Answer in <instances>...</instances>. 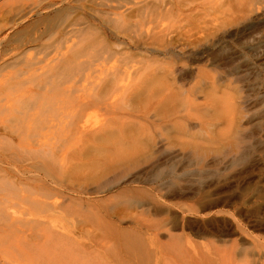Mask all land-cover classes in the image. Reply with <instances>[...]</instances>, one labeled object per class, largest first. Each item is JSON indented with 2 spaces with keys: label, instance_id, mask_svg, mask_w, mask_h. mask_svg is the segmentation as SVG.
I'll return each mask as SVG.
<instances>
[{
  "label": "rangeland",
  "instance_id": "obj_1",
  "mask_svg": "<svg viewBox=\"0 0 264 264\" xmlns=\"http://www.w3.org/2000/svg\"><path fill=\"white\" fill-rule=\"evenodd\" d=\"M184 1L185 0H173L174 3L176 2L175 5H178L177 8L180 7L181 10L183 9L181 18L179 15L180 13H176L177 11L173 14L176 20L177 17H179L180 21L169 18L171 15L169 14L166 15L168 17H165L167 20H163L164 18L160 19V21H166L164 23L153 22L151 25H148L150 22H146V25L142 23L138 26L140 28L145 27L144 30H142V28L140 30H142L141 32L145 34L146 37H148L149 34L147 26H150L151 35L160 29L165 30L167 34H169L168 32L170 31V34L173 36H178V32H180L179 30L181 29V31H190L191 34L192 32L194 34L196 32L195 35L198 36L194 38H197L195 43L196 45L197 43L198 45L201 44L203 48L201 45L194 47L193 44L195 43L187 45L179 41L180 45L178 44V49L175 50V53L176 56L184 58L183 61H180V63L178 62V64H176L177 66L173 68L177 78L184 70L189 69L196 70V72L199 69H206L207 71H211L212 74L217 73V76H215L216 78L202 77L198 79V77H196L193 81L179 82L186 87L184 88L185 90H190V88L194 87L197 81H199V84L191 90L194 92V96L191 100L193 106L187 104V106H189L187 107L184 105L185 109L191 111L195 109L194 107L205 104V102L215 109L213 117H210V119L206 117L205 120L208 123L210 122L211 126H207L206 131L202 135H198L196 139L188 137L182 140H186L190 144H196L204 150L206 149L205 153L208 155V158L207 160L205 159V161L207 165L204 168V173L201 171V176L204 175V181L200 185L198 184L200 177L192 176L190 178L192 182L189 183V181H187L182 183L181 188L188 189L193 185L194 193L188 192L187 195L175 194L165 198L167 204L175 206L173 210L175 213L177 212V215H175L178 216V218L184 219H179L180 223L183 221L181 226H184V229H182L180 225L174 228L172 223L168 225H158L157 223L159 220L167 221L172 218L167 216L166 213L152 215L146 208L127 212V218H124L125 220L123 219V222L118 221L117 218H109V214L103 213L102 215H105V220L107 222L116 225L117 228L126 231L138 230L142 233H146L147 237H145L148 239H146L147 244L152 242L148 248L153 245L151 246V251H153L152 264H197L199 260L197 258L201 257L199 253L200 255L204 254L201 249L212 257L213 264H264V0H246V2L244 1V5H237L236 3L233 8L235 13L231 11L232 6L228 4L229 0H222L224 3L227 2V7L224 6L227 9L222 7L214 14L210 9H213L212 7L215 8V3L218 4L221 0H191L188 4ZM179 3H182V5ZM108 4L106 0H0V82L8 78V80L15 78L13 74L16 75L19 68L20 71L22 70L21 67L25 64L24 62L27 58H33L44 62L45 60L50 61L51 59L58 58L64 53H69V56L73 55L76 50L72 51V45L79 46L81 38L77 36L78 34L72 35L74 36V42L70 43L64 42L61 39L65 37L66 33L72 32L75 21H78V19L81 20L83 17L84 20L88 18V21L93 23L94 28L99 26L97 28L98 31L101 28L102 31H100L107 35L106 38L110 40H108L110 43L113 41L112 43L115 45L111 43V48L117 49L116 46L120 45L121 48L119 50H129L128 53L134 52L133 54H135V52L136 54L143 52L144 54L146 52L145 48L147 47L144 46L142 47L144 49H138L133 41L145 38V35H143L144 37L140 36L142 33L140 34L138 26V28L136 27V32L139 35L135 32L134 27L130 28L131 31L126 29L127 31L125 30L123 32L127 34L129 38L122 33L123 35L121 34L117 39L118 34L116 31H113L116 33V35H114L112 30L110 31L111 28L108 30V26L110 25H107V21L109 22L108 19L111 17L109 14L114 13L110 7H105L108 6ZM250 6H253L252 12H249L251 9ZM223 8L227 10V12H224L225 10ZM228 9H231L230 12ZM108 11L112 12L108 14ZM176 14L179 16H176ZM113 16L114 15H112V17ZM93 17L95 18L94 20ZM105 17H109L106 18L107 21H105ZM203 21L205 22L202 24ZM72 22L73 27L70 26ZM195 24L197 26H195ZM95 25L97 27H95ZM126 27L129 28V26ZM155 27H157L156 29L158 30H156ZM198 27H200V30H197ZM151 30L155 32L152 34ZM134 33L135 35L137 34L138 37H134ZM104 34L103 38H105ZM109 35L113 39L109 37ZM89 38L93 41L96 35L90 33ZM108 41L106 44H110ZM104 45L105 44L94 43V46L88 51L83 52L80 61L75 64L74 68L58 81L59 83L50 96L43 100H36L23 111L28 117L36 116L39 119H48L52 121V123H59V125L61 123L60 126H57L53 130L54 132L51 133L53 135H50V137H56L61 133V130L58 132V129H63V126L71 120L69 116L76 115L79 112H82L80 124L84 125V123H86L90 126V129L103 128V126L112 127L114 125L115 115L117 117H122V115L125 114L126 116L132 114L136 117H142L145 112H147V119L151 121L153 110L147 109L143 105H138V103L133 104L132 107L134 111L128 110L125 102H120V105L123 104V106L118 105L120 111L104 109V106L98 108L94 106L95 100L93 99L95 98L92 94L93 90L91 91V86H94V84L90 86L89 84L91 82L89 83V81L96 80L99 81V83H103L111 78L107 76V74L115 72V69H125L126 67L125 70L128 71L127 69L130 70L131 68V63L127 66L128 64H125L126 62L120 55L126 51L119 52L118 50V55L115 57L112 53L106 52ZM78 49L79 48H77V50ZM112 51L114 52L115 50L112 49ZM147 55L149 56V54ZM152 55L155 56L156 54L153 53ZM162 56L163 55H161V57ZM134 63H132L131 66L134 65ZM142 69L151 70L148 65L140 63L135 64V68L132 69L135 73V76L132 75V77H134L131 79L132 83L135 84L137 82L135 80L137 79L135 78L136 73ZM40 74L41 71L36 73L29 72L22 75L20 78L13 79L12 89L0 94V103L3 105L6 100H18V97L26 94L31 88L34 91L33 85L37 83ZM86 81H88V83ZM126 82L125 84H128L129 81ZM192 82H194L195 85ZM84 85L86 86L85 88H87L86 90L83 87ZM68 87L79 88V91L84 89L85 92L79 93L78 91L77 95H81V97L78 98L77 102L73 103L72 99L69 98L68 94L64 91L65 88ZM200 89H203V91L200 92ZM38 90L39 89H37V91ZM88 93L93 97L87 96ZM121 95L119 93L118 97L114 96L117 103H119L117 98H120ZM83 96H85V98ZM79 99L81 101L86 99V104H90L87 110L85 109L86 111L83 109L80 110L84 101L81 102ZM112 101H114V99ZM78 102L82 105L79 104V106H81L80 108L77 107ZM9 118V113L0 109L1 134L3 133L2 129L5 128H2V125L4 126L3 123ZM30 127L31 131L34 132L36 131L37 125H30ZM196 130H198V128ZM14 134H12V137L15 139V142H18V136ZM143 135L147 136L148 133H143ZM164 144L165 143L160 144L161 146L156 152V155H159L160 150L164 151ZM2 147L3 145H0V175H3L1 172L4 171L12 178L11 180L26 182L29 187L38 186L39 184L34 182L35 175H37L34 173L36 170L34 166L36 167L37 162L16 149L8 151L4 150ZM178 148L179 147L170 152L182 156ZM33 164L35 165L32 167ZM41 174L44 176L45 173L43 172ZM203 177L201 178L203 179ZM74 179V186L77 187L81 180L80 174L74 176ZM183 184L185 186H183ZM199 189L204 191L203 196H205L206 193L209 196V198H207L208 196L206 195L205 202L204 199H202L203 197L199 199V197L195 195L196 191ZM59 198L60 203L70 201L68 200L69 196L67 192H63V195L59 196ZM75 198L80 199L81 197L75 196ZM86 199V197H83V200ZM199 200L206 204L202 203L201 207V205L198 204ZM208 200L209 202L211 201V203H208ZM17 201L18 200L15 202L17 203ZM78 206L81 209L79 204ZM25 208L26 210H24ZM28 208L29 206L25 204L22 207L16 208V217L21 218L18 220H22V217H24L23 219H30L33 217L32 214H26ZM73 216L67 217V219H71V221L66 218L65 220L62 219L63 221L59 220V224L57 225H59V227H64V232H67L69 236L73 238L72 242H77L74 243L76 246L73 245L75 248H72L73 246L71 247L70 245L71 242H67V239L63 242L60 241L61 243H59L63 248L59 249L56 245L55 247L58 253L54 251L55 254L61 253L62 251L60 250H65V248L71 251L75 249L78 254H75L76 252L73 251L74 254L71 252L73 256L68 254L65 256V259L69 258V260L72 259L70 261H73V258H75L74 255H77V261L80 258L85 260L82 261L80 259V262L76 261L73 264H91L92 262V264H130L128 258H124L125 254H121L123 250L113 236L109 234L104 236L103 234L105 231L102 227L100 228L95 224L83 221L81 214ZM111 217H116V215L111 214ZM40 218L43 222L48 220L46 215H42ZM69 221L72 224L69 223ZM34 225L35 223L28 232V234L31 232L30 234L33 237L39 234L38 231L42 234L44 228L41 226L42 229L38 227V229H36V225L39 227L40 225ZM44 230L47 231L46 228H44ZM43 232L46 234L45 231ZM40 234L37 236H40ZM184 234L189 236V240H186L187 242H185L184 239V242L179 239V242H177L178 244H176L174 239H170V235L181 238ZM3 236L4 235L1 234L0 237L2 238H0V243L3 244V242L7 241L9 245L7 246H11L10 248H12L16 240L10 245L8 243L10 240H3ZM212 242L215 243L214 251H210L208 248L209 251L207 250V253L206 246H209L208 244ZM64 243H69V246H67L69 248H67V244L65 245ZM2 244L0 252L2 253L3 251V253L6 254V259L4 258L5 255L0 253L2 255H0L1 264H38V260H42L34 256V251L31 253L34 255H31L29 252V258H31L29 262L25 259L28 255H24V258L21 256V258L11 257L10 255H14V252L10 255L9 253L11 250H15L16 245L14 244L15 247L13 246L14 250L6 248V252H4ZM167 244H169L170 247ZM172 244L178 248L174 246L171 247ZM198 244H200V246H197ZM166 246L169 247V249L171 248V250L169 251ZM110 247L113 248L107 250ZM114 247H116L115 250ZM7 249L8 251L10 249V252H7ZM120 249L121 251H119ZM113 250L118 251L117 254L119 256H117L115 254L116 252ZM61 254L57 256L60 257ZM88 260H91V263Z\"/></svg>",
  "mask_w": 264,
  "mask_h": 264
},
{
  "label": "bare ground",
  "instance_id": "obj_2",
  "mask_svg": "<svg viewBox=\"0 0 264 264\" xmlns=\"http://www.w3.org/2000/svg\"><path fill=\"white\" fill-rule=\"evenodd\" d=\"M106 1H108L109 4L105 7H110L114 13L109 14V12L112 11H108L107 13L111 17H105V21H107L106 18H109V22L107 21V25H110L108 26V30L111 28L110 31L112 30L114 35L117 33V39L126 29L131 31L130 28L134 27L136 32V29L139 27L138 25L142 23L146 25V22H150L148 25H151L153 22H163V20H167L165 17H168L166 15L169 14H171L169 18L175 21H180L179 17H177L176 20V17L173 14L177 11L176 13H180L179 15L181 18V13L183 10H181L180 7L177 8L178 5L176 6V2L174 3L173 0ZM244 1L246 2V0H229L228 4L232 6V8L230 7L232 10L228 9L229 12L230 10L234 12L233 8L235 7L234 5H236V3L237 5H244ZM184 2L188 4L191 2V0H185ZM182 3L179 4L182 5ZM215 4V8L212 7L213 9H210L212 10L213 14L222 7H227L228 5L227 2L224 3L222 0L220 3ZM252 7L253 6H250L251 11L249 10V12H252ZM224 12H227V10ZM112 15L114 16L112 17ZM179 15L176 14V16ZM82 19V21L80 19L75 21L74 29L71 28L73 31L66 33L65 37L61 39L67 43L74 42V36L72 35L78 34L77 36L81 38L80 45H72V51L76 50L73 55L69 56V53H64L58 58L51 59L50 61L45 60L44 62L33 58H27L28 60L26 59L24 62L25 64H23L24 68L22 66V70L20 71L19 68L17 71L18 74H13L15 78H11L10 76V80H8V78L7 80L0 82V94H2L7 90L12 89L13 79L20 78L22 75L29 72L36 73L41 71L37 83L33 85L34 91L31 88L26 94L18 97V100H6L3 105L0 103V109L6 113H9L10 116V118L6 119V121L3 123L4 126L2 125V128H5L2 129L3 133H0V145H3L2 148L4 150L9 151L16 149L25 156L34 159V161L38 163H36V167L34 166L35 164L32 165V167L34 166V168H36V170L34 169L35 172H33L37 174L35 175L34 182L39 184L38 186L29 187L26 182L11 180L12 178L8 176L6 172H1L3 175H0V236L3 234L5 236H3V240H10L8 242L10 245H12L15 240L16 241L13 243L12 248H10L11 246L8 247L9 245L7 244V241H5L6 243L3 242V244L0 243V247L2 244V247H4V252H6V248L14 250L15 244L16 251L11 250L10 252V249L9 251L7 249V252H10L9 255L12 252H14V255L11 254V257L24 258V255H28L25 257L28 262L31 260V258H29V252L31 254L34 251L35 255H31L38 257V259H42H40L41 261L38 260V264H73L77 261V255H74L75 258H73V261H70L72 259L69 260V258L65 259V256L68 254L71 256V252L73 253L75 249L71 251L70 249H66L64 247L67 251L64 249L60 250L62 251V254H55L54 252L57 251L56 253H58L56 247L59 249L63 248L60 243L66 239L68 240L67 242H71V247L73 245L76 246L74 243H77L72 242L73 238L70 237L67 232H64V227H59L57 224H59V220H65V218L67 219L68 216L81 214L83 221H86L90 224H95L100 228L102 227L105 231L103 234L104 236L106 234L113 236L118 245H120V248L123 250L121 254H125H123L125 256L124 258H128L130 264H152L153 251H151V246L153 245L148 248L152 242L147 244L148 239L146 238V233H142L138 230L126 231L117 228L116 225L107 222L105 220V215L102 214H109V218H117L118 221L123 222V219L127 218V212L146 208L149 213H152V215L166 213L167 216L172 218L168 219L167 221L159 220L157 223L158 225H168L172 223L174 228L182 225L183 221L180 223L179 219L182 220L183 218H178V216H176L177 212L175 213L173 211L175 206L167 204L165 202V198L175 194L187 195L188 192L194 193L195 191L193 185H191L188 189L181 188L182 183L187 181H189V183L192 182V179H190L192 176L200 177L198 180V184L200 185L204 181V175L201 176V171L204 173V168L207 165L205 161V159L207 160L208 158V155L205 153L206 149L204 150L202 147L196 144H190L186 140H182L188 137H193L196 139L198 135H202L206 131V127L211 126L210 122L208 123L205 119L206 117L209 119L210 117H213L215 109L212 106H209V104L206 102L205 104H201L198 107H194L195 109H192L191 111L185 109L187 104L193 106V104H191V100L194 96V92L191 90L199 84V81L196 80V85L194 82H192L195 86L190 88V90H185L184 88L186 87H184L179 82L193 81L196 79V77H198V79L202 77L216 78L215 76H217V73L215 72L216 74H212L211 71H207L206 69H199L197 72L196 70L194 71L189 69L184 70L178 76V78L175 76L173 68L174 66H177L176 64H178V62L180 63V61H183L184 58L176 56L175 53V50L178 49V44L180 43L179 41H181L182 44L187 45L195 43L197 38H194L195 36H198L195 35L196 32L195 34L192 32V35L190 31H181V29L179 30L180 32H178V36H173L170 34L169 30V34H167L165 30L156 29L159 26L158 25L155 27V29L158 31L154 33L156 30H151L152 34L154 33L151 35L150 26H147L149 34L148 37H146V35L141 32L145 27H141L142 30H140L141 28L139 27L138 29L140 30V34L142 33L140 36L144 37L143 35H145V38L147 39L143 38L141 40L133 41L135 42V45L138 49H144L142 48L144 46L147 47L145 48L146 52L144 54L143 52H140L142 54H136V52L133 54L134 52L131 50L130 51L133 53H128L129 50L127 49L128 51L124 50L127 53H119L122 56L121 58L126 62L125 64H128L127 66H129L130 63L132 64L136 62L132 66L130 64L131 71L129 69L126 71V67L125 69L117 68L115 69V72H110L111 74L108 73L111 76L107 74V76L111 77L108 80L104 82L102 81L103 83H99V81L93 79L94 81H89V83L91 82L89 85L91 86V84H94V86H91V91L93 90L92 94L95 98L93 99L95 100V107L98 108L104 106V109H112L113 111H116L119 110L118 105H120V102H125L127 109L134 111L132 106L133 104L138 103V105H143L147 109L149 108L153 110V117L151 121L147 119V112H145L142 117H136L132 114H129L128 116L125 114L122 115V117H117L115 115L113 123L114 125L112 124V127L103 126V128L100 127L90 129V126H88L86 123H84V125L80 124L82 120V112H79L76 115L74 114L69 116L71 120L68 123L66 122L67 124L63 126V129H58V132L61 130V133H59L57 136L55 135L56 137H50V135H53L51 134L54 132L53 130L57 126H60L61 123L59 125V123H52V121L48 119H39L36 116H29V118L26 116V113L23 112L26 107L30 106L36 100H43L50 96V94L55 90L56 85L59 83L58 81H60L62 77H64L68 72L71 71V69L74 68L75 64L80 61L83 52L88 51L92 46H94V43L105 44L104 47L106 52L112 53L115 55V57L118 55V50L121 48L120 45L116 46L117 49L111 48L110 45L113 44V41L111 42L112 44L109 42L110 40L106 38L107 35L104 34V32H101V28L98 31L97 28L99 26L97 27L95 25L97 28H94L93 23L88 21V18H86L87 21L84 20V17ZM94 19L95 18L93 17V20ZM160 19L163 20L160 21ZM204 22L205 21H203L202 24ZM70 26L73 27V22ZM126 26H129V28ZM195 26L197 25L195 24ZM114 30L116 33H114ZM197 30H200V27H198ZM90 33H94L96 35V38H94L93 41H91L89 38ZM103 34L105 35L106 40L103 38ZM137 34L135 35L134 33V37L137 36ZM125 35L127 36V34ZM109 37L111 36L109 35ZM107 41L110 44H106ZM193 45L194 47H197L198 43L197 45L196 43ZM77 48L79 49L77 50ZM112 49L115 51L113 52ZM121 51H123V49L119 50V52ZM151 53L156 55L154 56ZM147 54H149V56ZM161 55L163 56L161 57ZM137 63L148 65L151 70L149 71L147 69H142L137 71L135 78L138 80L135 79L137 82L134 84L131 80L134 78L132 75L135 76V73L132 71V69L135 68V64ZM126 81H129L128 84H125ZM86 82L88 83V81ZM83 87L85 88L86 86L84 85ZM37 89L39 90L37 91ZM86 89L87 88H85V90ZM85 90L83 89L79 91V88L76 89L74 87H68L65 88L64 91L74 103L77 102L78 98L81 97V95H77L78 91L80 93L85 92ZM202 91L203 89L200 92ZM119 93L122 95L120 98H117L119 101V103H117V100L114 96L118 97ZM85 96L83 97L85 98ZM87 96L93 97L91 94L89 95V93ZM112 98L114 101H112ZM85 100L83 99V106L79 103L81 100L78 102V105L76 104L78 108L82 106L80 110H87L89 107L90 104H86ZM91 102L93 103L92 99ZM16 104L18 107H15ZM79 104L81 106H79ZM120 106H123V104ZM30 125H37V128L35 129L36 131L32 132ZM197 128L198 130H196ZM12 132L18 136V142H15V139H13L12 134L14 133ZM143 133H148V135L144 136ZM162 143H165L164 151L160 150L159 155H156V152ZM177 147H179L178 149L181 153L179 151L178 152L182 156L170 152ZM40 172H44V176ZM77 174H80L81 180L76 187L74 186V176ZM201 177H203V179ZM183 186L185 185L183 184ZM63 192L68 193V200H70L69 202L66 201V203H60L59 196L63 195ZM195 195L196 197L198 196L199 199L200 197H203L202 199H204V202L208 196L207 193L205 196H203L204 191H201V189L197 190ZM75 196H80L81 198H75ZM83 197H86L87 199L83 200ZM207 198H209V196ZM13 200L14 202L16 200L18 201L17 203H14ZM204 202L199 200L198 204L202 207V203ZM208 203H211V201L209 202L208 200ZM24 204L29 206L26 214H32L33 217L30 219H23L24 217H22V220H18L21 218L16 217L15 210L18 207H22ZM78 204L81 206V209ZM24 210H26V208ZM111 214H115L116 217H111ZM42 215H46L49 221H41L40 217ZM67 220L71 221V219ZM70 221L69 223H71ZM34 223L35 225H40V227L36 225V229H42L41 226L46 228L47 231L43 228V231H45L46 234L42 230H40L42 231V234H40L41 232L37 230L40 234V236H37L39 234H35L37 237H33L30 234L31 232L28 234L31 226ZM181 227L184 229V226ZM170 237L169 238L171 240H175L174 242L176 244H178L177 242H179V239L183 242L184 240L185 242L189 240V236L185 234L181 238L172 235H170ZM64 244H67L66 247L69 246V243ZM167 245L169 246V244ZM175 245L172 244L171 247H176ZM208 245L209 246H206V251L208 248L211 251L215 247V243L213 242ZM197 246H200V244ZM169 247H167V249H169ZM72 248L75 247L73 246ZM111 248L113 247H110L107 250H110ZM115 248L116 247H114V250ZM170 250L171 248L169 251ZM201 250L204 254L200 255L199 253V256L201 257L197 258L199 259L197 264H211L212 257L209 254H206L203 249ZM119 251H121V249ZM114 252H116L115 254L119 256L117 254L118 251ZM1 254H4L3 251ZM60 254L61 256L58 257L57 255ZM75 254H78V252ZM4 255V258L6 259V254ZM80 259L78 260L79 262ZM81 260L84 261L85 259ZM89 262L91 263V260Z\"/></svg>",
  "mask_w": 264,
  "mask_h": 264
}]
</instances>
